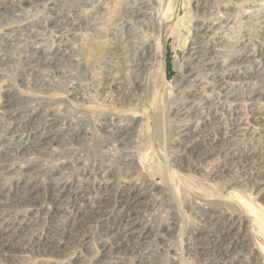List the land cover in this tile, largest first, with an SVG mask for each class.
Returning <instances> with one entry per match:
<instances>
[{
	"label": "rangeland",
	"instance_id": "obj_1",
	"mask_svg": "<svg viewBox=\"0 0 264 264\" xmlns=\"http://www.w3.org/2000/svg\"><path fill=\"white\" fill-rule=\"evenodd\" d=\"M0 16V231L20 227L0 264H264V0H0Z\"/></svg>",
	"mask_w": 264,
	"mask_h": 264
},
{
	"label": "bare ground",
	"instance_id": "obj_2",
	"mask_svg": "<svg viewBox=\"0 0 264 264\" xmlns=\"http://www.w3.org/2000/svg\"><path fill=\"white\" fill-rule=\"evenodd\" d=\"M28 1V0H27ZM46 1V0H45ZM87 1V0H86ZM127 1V0H126ZM206 1V0H205ZM41 2H42V0H41ZM138 2H139V0H138ZM197 2V1H196ZM2 3V2H1ZM10 3V2H9ZM39 3V2H38ZM130 4H131V2H129ZM205 3V2H204ZM22 4H23V2H22ZM66 4V3H65ZM86 4V3H85ZM200 4V3H199ZM202 4V3H201ZM209 4V3H208ZM215 3H213V5H214ZM10 5H12V4H10ZM26 5V4H25ZM132 5V4H131ZM139 5V4H138ZM205 5V4H204ZM13 6V5H12ZM4 7V6H3ZM11 7V6H10ZM16 7V6H15ZM37 7H38V5H37ZM58 7V6H57ZM83 7V6H82ZM200 7V6H199ZM5 8V7H4ZM9 8V7H8ZM59 8V7H58ZM73 8V7H72ZM89 8V7H88ZM194 8H195V6H194ZM249 8H251V7H249ZM11 9H12V7H11ZM14 9V8H13ZM12 9V10H13ZM131 9H133V10H131L132 12H133V16H135V17H139L140 15H141V13H143L144 12V10L142 9V7H141V5L140 6H138V8L137 7H135V6H132V8ZM197 9V8H196ZM204 9V8H203ZM224 9V8H223ZM19 10V9H18ZM58 10V9H57ZM63 10V9H62ZM60 11V10H59ZM14 12V11H13ZM51 12V11H50ZM62 12V11H61ZM64 12V11H63ZM60 13V12H59ZM67 13V12H66ZM77 13V12H76ZM203 13H204V11H203ZM227 13H229V12H227ZM226 13V14H227ZM231 13V12H230ZM255 13V12H254ZM58 14V13H57ZM69 14V13H68ZM67 14V15H68ZM83 14V13H82ZM81 14V15H82ZM199 14V13H198ZM54 15V14H53ZM56 15V14H55ZM85 15V14H84ZM147 15V14H146ZM161 15V14H160ZM120 16V15H119ZM1 17V16H0ZM85 17V16H84ZM134 17V18H135ZM58 18V17H57ZM56 18V19H57ZM82 18V17H81ZM92 18V17H91ZM222 18V17H221ZM228 18H229V16H228ZM54 19V18H53ZM65 20H67V19H65ZM69 20V19H68ZM58 21V20H57ZM60 21V20H59ZM263 21V20H262ZM69 22V21H68ZM118 22V21H117ZM64 23H66V22H64ZM218 23V22H217ZM225 23V22H224ZM88 24V23H87ZM129 24V22L128 21H126L125 22V26L127 27V28H129V27H131V26H129L128 25ZM214 24H215V22H214ZM56 25V24H55ZM88 25H92V24H88ZM87 25V26H88ZM60 26V25H59ZM65 26V25H64ZM56 27V26H55ZM69 27V26H68ZM217 27H219V26H217ZM58 28H60V27H58ZM227 29V28H226ZM64 30V29H63ZM68 30V29H67ZM92 30H94L93 28H92ZM120 30V29H119ZM139 30V29H138ZM199 30H202V31H205V32H208L209 31V28L208 27H204V26H201V27H199ZM216 30H218V29H216ZM10 31V30H9ZM116 32V31H115ZM120 32V31H119ZM228 32V31H227ZM112 33V32H111ZM129 34V33H128ZM208 34V33H207ZM51 36V35H50ZM202 36H204V35H202ZM211 36V35H210ZM26 38V37H25ZM98 38V37H97ZM199 38V37H198ZM225 39V38H224ZM124 40V39H123ZM84 41V40H83ZM220 41V40H219ZM213 42V41H212ZM222 42V41H221ZM116 45V44H115ZM207 46V45H206ZM258 47V46H257ZM124 48V47H123ZM221 48H223V47H221ZM136 49H138V47L136 48ZM207 50H203L202 52H201V50H199L200 52H192V55H195V56H192V59H196V60H202V59H205V57L206 56H209V58L210 59H212V56H213V54L215 53V51H217L216 49H217V47L215 46V45H213V46H209L208 48H206ZM122 50V49H121ZM144 50V49H143ZM196 50H198V49H196ZM195 50V51H196ZM31 51V50H30ZM58 51V50H57ZM117 51V50H116ZM194 51V50H193ZM115 52V51H114ZM120 52V51H119ZM190 52V51H189ZM223 53V52H222ZM33 54V53H32ZM38 54V53H37ZM118 54V53H117ZM139 54V53H138ZM191 54V53H190ZM111 55V54H110ZM151 56V55H150ZM59 57V56H58ZM123 57V56H122ZM217 57V56H216ZM38 58V57H37ZM61 58V57H60ZM190 58V57H189ZM35 59V58H34ZM44 59V58H43ZM150 59V58H149ZM219 59V58H218ZM60 60V59H59ZM209 60V59H208ZM217 60V59H216ZM108 61V60H107ZM263 62V61H262ZM212 63V62H211ZM242 63V62H241ZM20 64V63H19ZM30 64V63H29ZM97 64V63H96ZM117 64V63H116ZM196 64V63H195ZM195 64H194V66H195ZM202 64V63H201ZM207 64V63H206ZM38 65H39V63H38ZM109 65V64H108ZM122 65H125V63H123ZM121 65V66H122ZM127 65V64H126ZM190 65V64H189ZM43 66V65H42ZM212 66V65H211ZM31 67V66H30ZM30 67H29V69H30ZM123 67V66H122ZM160 68L162 69V75H163V78L164 77H166L167 75H166V73H165V63H164V61H161V64H160ZM210 68V67H209ZM216 68H218V67H216ZM220 69V68H219ZM59 71V70H58ZM207 71V70H206ZM211 71V70H210ZM214 71V70H213ZM224 71V70H223ZM247 71V70H246ZM187 73V72H186ZM194 73V71H193V68H191L190 69V74H193ZM207 73V72H206ZM218 73V72H217ZM216 74V73H215ZM255 74V73H254ZM204 75H206V74H204ZM238 75V74H237ZM215 76V75H214ZM131 77V76H130ZM42 78V77H41ZM216 78V77H215ZM219 78V77H218ZM234 78H235V76H234ZM73 79V78H72ZM113 79H116V78H114L113 77ZM123 79V78H122ZM127 79V78H126ZM211 79V78H210ZM117 80V79H116ZM201 80V79H200ZM236 80V79H235ZM43 81V80H42ZM181 81V80H180ZM115 82V81H114ZM123 82H125L124 81V79H123ZM189 82V81H188ZM190 83V82H189ZM110 84H112V83H110ZM125 84V83H124ZM185 85V84H184ZM224 85V84H223ZM36 86H38V85H36ZM225 86V85H224ZM197 87V86H196ZM183 88V87H182ZM196 89V88H195ZM117 90H118V88H117ZM126 90V89H125ZM184 90V89H183ZM226 90V89H225ZM262 90V89H261ZM120 91V90H119ZM229 91V90H228ZM253 91V90H252ZM256 91V90H255ZM230 92V91H229ZM228 92V93H229ZM234 92V91H233ZM224 93V92H223ZM21 94V93H20ZM123 94V93H122ZM226 95H227V93H225ZM230 94V93H229ZM232 94V93H231ZM252 94V93H251ZM250 94V95H251ZM192 95H194V94H192ZM118 96H119V94H118ZM244 96V95H243ZM143 98V97H142ZM242 99V98H241ZM237 100V99H236ZM235 100V101H236ZM246 100V99H245ZM259 100V99H258ZM114 103V102H113ZM210 104V103H209ZM182 105V104H181ZM192 107V106H191ZM115 109V108H114ZM17 110V109H16ZM22 110V109H21ZM185 110V109H184ZM21 113V112H20ZM152 113V112H151ZM131 116H133V117H136L137 116V114L135 113V114H131ZM12 117V116H11ZM18 117V116H17ZM28 117V116H27ZM126 117V116H125ZM215 117V116H214ZM38 118V117H37ZM118 118V117H117ZM189 118V117H188ZM42 119V118H41ZM20 120V119H19ZM46 120V119H45ZM122 120V119H121ZM264 120V119H263ZM49 122V123H48ZM47 122V124H46V129H47V131L44 133V135H43V138L41 137V139H40V143H43L45 146H49V145H53V144H55L56 142H57V140H56V138L55 137H53L50 133L52 132L51 131V125L53 124L52 123V121L51 120H49ZM63 122V121H62ZM67 123V122H66ZM135 123H136V121H135ZM19 124V123H18ZM59 124V123H58ZM27 125V124H26ZM61 125V124H60ZM243 125V124H242ZM64 126V125H63ZM128 126V125H127ZM65 127V126H64ZM240 127V126H239ZM9 128V127H8ZM44 128V127H43ZM71 128V127H70ZM109 128V127H108ZM186 128V127H185ZM30 129H32V128H30ZM53 129V128H52ZM55 129V128H54ZM53 129V130H54ZM129 129H130V127H129ZM184 129V128H183ZM59 130V129H58ZM67 130V129H66ZM107 130V129H106ZM136 130V129H135ZM34 131V130H33ZM56 131V130H55ZM108 131V130H107ZM118 131V130H117ZM41 132V131H40ZM120 132V131H119ZM187 132V131H186ZM108 133V132H107ZM116 133V132H115ZM181 133V132H180ZM65 134V133H64ZM63 134V135H64ZM78 134V133H77ZM128 134V133H127ZM69 135H72V134H69ZM74 135V134H73ZM122 135V134H121ZM193 135V134H192ZM41 136V135H40ZM81 136V135H80ZM67 137V136H66ZM78 137V136H77ZM37 138V137H36ZM33 139V138H32ZM38 139V138H37ZM113 140V139H112ZM125 140V139H124ZM38 141V140H37ZM227 141V140H226ZM22 142V141H21ZM217 142V141H216ZM35 143H36V141H35ZM20 144V143H19ZM37 145V144H36ZM62 145V144H61ZM38 146V145H37ZM18 148V147H17ZM21 152L23 153V152H26V151H28L29 149H31V148H33V143H29V144H23V145H21ZM187 148V147H186ZM8 149V148H7ZM14 149V148H13ZM9 150V149H8ZM8 153V152H7ZM200 153V152H199ZM124 154V153H123ZM134 154V153H133ZM193 154H194V152H193ZM205 154V153H204ZM126 156V155H125ZM198 156V155H197ZM205 156V155H204ZM243 156V155H242ZM248 156V155H247ZM247 156H246V158H247ZM255 156V155H254ZM5 157V156H4ZM203 157V156H202ZM3 159V158H2ZM125 159V158H124ZM249 159V158H248ZM253 159V158H252ZM132 160V159H131ZM246 162H247V160H246ZM30 165V164H29ZM29 165H27V166H29ZM130 165V164H129ZM249 165V164H248ZM131 166V165H130ZM134 167V166H133ZM106 169V168H105ZM84 171V170H83ZM226 171V170H225ZM5 172V171H4ZM16 172V171H15ZM31 173V172H30ZM34 173H35V171H34ZM110 173V172H109ZM102 174V173H101ZM100 174V175H101ZM104 174V173H103ZM107 175V174H106ZM112 176V175H111ZM222 178V177H221ZM102 179V178H101ZM31 181V180H30ZM57 182V181H56ZM262 182V181H261ZM109 183V182H108ZM161 183V182H160ZM56 185V184H55ZM59 185H60V183H59ZM135 185V184H134ZM22 186V185H21ZM36 186V185H35ZM37 186H39V185H37ZM60 186H62V188H66L67 187V185L66 184H61ZM101 187V186H100ZM262 187H264V186H262ZM72 188V187H71ZM129 188V187H128ZM28 189V188H27ZM54 190V192H53V200L55 201V202H58V203H64L63 201H62V195H61V193H60V195H59V193H58V195H56L57 193V191H56V189H57V187H55V188H53ZM62 190V189H61ZM110 190V189H109ZM63 191V190H62ZM71 191V190H70ZM147 191V190H146ZM61 192V191H60ZM115 192V191H114ZM8 193V192H7ZM35 193H36V187H32L31 189H29L28 191H27V193H26V197H27V201L29 202H31V203H35L36 202V196H35ZM108 193H109V191H108ZM38 195V194H37ZM70 195V194H69ZM102 195V194H101ZM106 195V194H105ZM23 196V195H22ZM71 196V195H70ZM262 197H264V196H262ZM70 198V197H69ZM69 198H67V199H69ZM105 198H107V197H105ZM38 199V198H37ZM66 199V200H67ZM71 199V198H70ZM69 199V200H70ZM92 199V198H91ZM15 200V199H14ZM25 200V199H24ZM94 200V199H93ZM97 200V199H96ZM99 201H97L96 203V205H93V206H90L89 204H87L88 206L83 210V213H88V212H92V213H96V212H99V211H101L102 209H103V206L106 204V201H105V199H103V198H100V199H98ZM112 200V199H111ZM134 200H135V198H125L124 200H123V202H124V204H123V206H125V204H126V206H128V205H130L131 203H135L134 202ZM26 201V200H25ZM40 201V200H39ZM95 201V200H94ZM109 201V200H108ZM5 202V201H4ZM37 203V202H36ZM85 203H89V202H85ZM93 203V202H92ZM119 203V202H118ZM122 204V203H121ZM128 204V205H127ZM140 204V203H139ZM139 204L138 205H134V206H131V207H127V209L125 208L124 209V213H125V215H124V218L125 217H127L128 218V216H130L131 217V214L133 213V212H136L137 211V208H136V206H139ZM147 204V203H146ZM228 204V203H227ZM54 209V208H53ZM79 211V210H78ZM109 211V210H108ZM108 211L106 212L107 214H108ZM139 211V210H138ZM20 212V211H19ZM39 212V211H38ZM25 214H27V213H25ZM96 215V214H95ZM92 216V215H91ZM235 216V215H234ZM90 217V216H89ZM213 217V216H212ZM22 219V218H21ZM15 220V219H14ZM33 220V219H32ZM44 220V219H43ZM7 222V221H6ZM16 222V221H15ZM9 223V222H8ZM27 223V222H26ZM2 224V223H1ZM15 224V223H14ZM14 224H8L7 225V227H5V229H3L2 231H0V256H4V255H6L5 253H4V251H7V250H10V247H9V245H7V244H10V243H3V242H1V240H3L4 238H6L7 236H13V234H11V235H8L9 233H13V232H16V230H11L10 229V227L11 226H14ZM21 224V223H20ZM120 224V223H119ZM3 225V224H2ZM103 225V224H102ZM246 225V224H245ZM108 226V225H107ZM0 227H1V225H0ZM3 227V226H2ZM14 228H16L17 230L20 228L19 227V225L18 226H14ZM50 228V227H49ZM115 228V227H114ZM137 228V227H136ZM55 229V228H54ZM110 229V228H109ZM31 230V229H30ZM112 230V229H111ZM140 230H141V228H140ZM54 232V231H53ZM113 232H115V230H113ZM105 233V232H104ZM233 233V232H232ZM21 234V233H20ZM65 234V233H64ZM116 234V233H115ZM114 234V240H115V246H117V248L118 247H122L123 246V243H124V241H125V239H124V237H122V238H118L117 237V234L115 235ZM113 235V234H112ZM230 235V234H229ZM15 236V235H14ZM17 236V235H16ZM111 236V235H110ZM26 237V236H25ZM128 237V236H127ZM11 238V237H10ZM202 238V237H201ZM218 238V237H217ZM226 239V238H225ZM231 239V238H230ZM233 239V238H232ZM18 240V239H17ZM147 240V239H146ZM201 240V239H200ZM43 241V240H42ZM61 241V240H60ZM59 241V242H60ZM77 241V240H76ZM142 240H140V241H137L138 243H140ZM241 241H243V240H241ZM240 241V242H241ZM47 242V241H46ZM53 242V241H52ZM58 242V243H59ZM67 242H69V240L67 241ZM143 242V241H142ZM40 243H41V241H40ZM43 243V242H42ZM62 243V242H61ZM126 243H127V245H126ZM131 243V242H130ZM239 243V242H238ZM22 244V243H21ZM38 244H39V242H38ZM53 244V243H52ZM57 244V243H56ZM125 245H126V250L127 251H131V252H135V250H136V247L138 246V245H140V244H137V245H134L133 247L132 246H130L129 244H128V242H126L125 241V243H124ZM142 244V243H141ZM48 245V244H47ZM58 245V248H56V249H54V247H52V246H50V247H52V249L51 248H49V246L46 248V249H48V251L49 252H51V253H54V254H61L62 252H63V250H64V247L63 246H61V245H59V244H57ZM146 245V244H145ZM247 245V244H246ZM15 246V245H14ZM34 246V245H33ZM32 246V247H33ZM40 246V245H39ZM56 246V245H55ZM29 247V246H28ZM35 247V246H34ZM124 247V246H123ZM239 247V246H238ZM16 248V247H15ZM13 249V248H12ZM23 250V249H22ZM36 250H37V248H36ZM39 250V249H38ZM37 250V251H38ZM43 250V249H42ZM106 250V249H105ZM245 250H247V249H245ZM14 251V250H13ZM31 251V250H30ZM109 251V250H108ZM111 251V250H110ZM118 251H121V249H119ZM258 251V250H257ZM27 252H29V251H27ZM19 253V252H18ZM44 253V252H43ZM90 253V252H89ZM204 253V252H203ZM226 253V252H225ZM10 254V253H9ZM47 254V253H46ZM224 255V254H223ZM7 256V255H6ZM10 256V255H9ZM13 256V255H12ZM81 256V255H80ZM253 256V255H252ZM14 257V256H13ZM17 257V256H16ZM20 257V256H19ZM40 257V256H39ZM56 257V256H55ZM257 257V256H256ZM6 258V257H5ZM160 258V257H159ZM88 259V258H87ZM227 259H228V257H227ZM3 260H4V258H3ZM7 260V259H6ZM242 260V259H241ZM10 261V260H9ZM69 261V260H68ZM139 261V260H138ZM229 261V260H228ZM8 262V261H7ZM11 262V261H10ZM235 262V261H234ZM257 262V261H256ZM82 263V262H81ZM239 263V262H238ZM243 263V262H242Z\"/></svg>",
	"mask_w": 264,
	"mask_h": 264
}]
</instances>
